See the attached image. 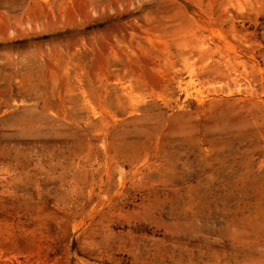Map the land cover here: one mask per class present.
<instances>
[{
    "label": "rangeland",
    "instance_id": "374dc122",
    "mask_svg": "<svg viewBox=\"0 0 264 264\" xmlns=\"http://www.w3.org/2000/svg\"><path fill=\"white\" fill-rule=\"evenodd\" d=\"M0 264H264V0H0Z\"/></svg>",
    "mask_w": 264,
    "mask_h": 264
}]
</instances>
